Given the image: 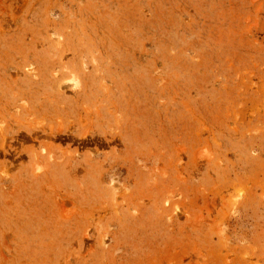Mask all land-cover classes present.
<instances>
[{"label": "rangeland", "instance_id": "374dc122", "mask_svg": "<svg viewBox=\"0 0 264 264\" xmlns=\"http://www.w3.org/2000/svg\"><path fill=\"white\" fill-rule=\"evenodd\" d=\"M0 264H264V0H0Z\"/></svg>", "mask_w": 264, "mask_h": 264}]
</instances>
